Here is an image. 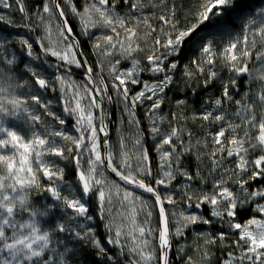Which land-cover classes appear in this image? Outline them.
Masks as SVG:
<instances>
[{"label": "snow or ice", "instance_id": "obj_1", "mask_svg": "<svg viewBox=\"0 0 264 264\" xmlns=\"http://www.w3.org/2000/svg\"><path fill=\"white\" fill-rule=\"evenodd\" d=\"M14 3L21 13V22L14 24L5 16H0V22L32 31L33 24L30 23L32 17L25 8L24 0H14ZM120 3L121 0H86L83 12H80L71 0H65L66 6L71 8L73 15L81 20L83 35L87 36L90 29L95 27L107 28L114 33V35L105 34L97 37L93 43V48L100 50L102 56H112L119 52L121 56L131 57L134 52L143 51L140 43L142 37L138 31L141 23L146 26L145 37L152 36L156 32L160 33L153 37L152 47L148 49L146 68H141L133 57L131 69L123 72L112 69L111 87L121 97L125 111L132 117L129 123L137 126L139 124V121L135 120V108L138 103L151 101L148 106L150 118L160 109L166 96L165 89L173 83L170 73L177 69L179 63L178 60L168 64L165 61L171 56H179L185 40L193 33H197V29L205 33L198 41L200 56L197 60L191 61L195 65V70L185 66V76L191 79L197 74L204 75L205 65L211 66L207 68V76L204 80L206 87L217 77V73L213 70L217 61L222 62L231 73L229 82L224 84L222 98L214 100L213 110H206L197 118L220 125L211 140L212 171L220 167L225 158L224 153L227 158L235 157L236 167L230 170L233 175L240 176L247 173L249 165L252 166L253 171L247 179L235 181L240 186L243 199L224 186L226 180L223 176L214 181L211 192L203 189L193 192L189 187L184 192L183 198L189 208L192 207L193 200L196 201V209H200L203 204L210 205L211 216L214 218L222 220L226 214L230 218L229 226L239 230L238 239L234 244L239 249L240 256L234 257L230 252L225 264H233V260H239L240 264H264V205L257 206V211L261 214L260 218L253 216L243 225L231 222L238 208L253 201L255 197L264 198V189L249 192L245 188L249 181L264 178V167H262L264 166V6L253 14L245 12L242 8L243 0H198L196 12L190 14L192 20L178 27L175 12L170 11V15L162 14L158 17L162 26L157 28L147 19L140 20L132 15H121L117 10V5ZM123 3L128 5L130 13L137 12L141 7L137 0H123ZM0 6L11 8L12 5L9 0H0ZM35 15L40 21L57 17L62 21L57 25V30L63 47L45 45L42 41H38L44 55H51L63 62L65 71H70L73 65L83 68L88 84H95L92 79V66L86 65L83 60L77 58L79 41L75 39L67 20L63 19L66 13L60 0H45L42 10ZM239 20H243L244 23L240 32L236 34L231 31V26ZM201 25L207 27L201 28ZM45 31L51 36L50 23L45 25ZM197 35L199 36V33ZM217 35L228 37L227 42L219 49L215 46L214 40ZM7 42V40L0 42V50L4 49ZM18 43L21 51H26L27 57L39 59L34 54L33 45L28 39L19 38ZM254 53L255 60L259 61V64L255 65L256 75H253V69L249 67ZM145 70L154 76L163 73V78L155 83L141 81L139 73ZM24 75H29L31 81L24 79ZM242 75L253 80L256 91L252 92L250 87L249 91L244 92L241 99L235 101L237 107L231 115H228L223 109V101H232L229 87L235 88L237 78ZM56 80L62 86L65 83L62 76H57ZM133 85L140 86V90L130 95ZM37 86L38 90L46 91L50 87L53 91L56 90L55 86L31 65L24 64V73H18L15 57L0 56V264H68L66 253L70 250L66 242L55 235L56 233H68L77 240L88 241L102 254L106 251L91 228L81 232L65 223H56L51 228H45L41 218L47 215V212H41L32 205L30 195L33 191L48 192L52 199L60 202L65 209H71L69 215L72 219L81 221L94 219L89 215V208L83 202L90 193L98 197L101 218L104 210L112 205L115 198L120 202L121 207L127 205L130 210L128 215L123 217L126 224L117 226L115 230L112 223L106 225L108 233L114 231V235L108 237V244L118 246L121 250L128 247L131 255L135 257L130 264H171L168 254L173 246L172 238L182 237L184 230L192 225L212 223L199 213L181 212L174 231L170 228V220L164 204H175V200L171 192H162L161 186L169 188L177 174L184 176L187 181L194 179L186 171L180 170V156L191 151L184 146L181 139L183 129L170 124L169 129L162 132L153 120L151 132L153 137L159 138L156 151L161 163L157 176L153 177L154 184L146 183V178L152 176L146 149L136 157L135 167L130 162L123 139L119 166L115 165L111 151H108L106 156H102L100 151V134L107 138L108 125L102 118L97 125L96 115L92 110L101 107L97 96L107 94V85L96 95H93L96 92L95 88L85 87L83 92L76 89L73 95L66 99L64 112L75 118V129L79 133L77 136H72L63 130L49 129L44 125L39 114L29 111V101H31L39 108H43L45 114L52 116L59 124H65L63 119L51 112L49 104L43 101L40 94L24 95L18 91L24 88L31 91ZM61 96L65 99L66 92L62 90ZM107 98L111 102L112 97ZM82 100L87 103L82 104ZM184 103L183 100L177 101L178 105ZM216 110L219 112L217 113ZM22 116L29 125L30 135H25L17 128L6 124V120H17ZM173 119L176 117L174 116ZM38 124L43 126V131L37 130ZM191 135L189 132L188 136ZM136 144H140L139 137ZM178 146L182 149L180 153L177 152ZM257 151L260 155L250 159V155H254ZM49 155L64 160L71 158L75 163L80 187L79 196L74 194L64 181V170L59 167L57 161L44 159ZM85 155L86 161H84ZM85 163L87 167H84ZM173 163L176 165L175 169ZM101 169L114 173L125 184L151 194L154 197V204L159 206V226L149 227L153 213L141 197L128 189L121 191L118 184L115 185L117 190L111 191ZM237 169L239 172L236 171ZM41 178L46 179L48 184H41ZM65 187L68 188L66 195L63 194ZM137 201H140L139 207ZM141 212L145 214L143 223H139L136 219ZM172 215L176 214L172 213ZM80 226L83 227L82 224ZM124 228H127V231H124ZM153 233L158 234L154 237L157 241L155 245L148 239ZM197 236L203 238L205 245H211L217 239L204 233H197ZM218 238L223 241L225 235L221 233ZM124 240L129 241L130 247L123 242ZM61 245H64L63 249ZM208 257L207 251L201 254V260H207ZM186 264H195L192 256L187 257Z\"/></svg>", "mask_w": 264, "mask_h": 264}, {"label": "rangeland", "instance_id": "obj_2", "mask_svg": "<svg viewBox=\"0 0 264 264\" xmlns=\"http://www.w3.org/2000/svg\"><path fill=\"white\" fill-rule=\"evenodd\" d=\"M60 1L67 8L68 12L70 13V16L74 19V21L77 22L81 26V20L79 19V17L73 15V13L71 12V8L66 6L65 0H60ZM176 1L178 2V5L176 4ZM192 1L194 5L198 3V0H192ZM137 2L141 5V7L135 13L129 12V8L127 4H125L123 8L118 7L117 5V10L120 12L121 15H132L135 18L140 19V20L147 19L148 22L153 27H157V28L162 26L158 19V17L162 14L170 15V11H174L175 19L178 21L177 26L181 27L187 21L192 20L193 17L190 14H194L196 12V7H193L194 8L193 10L192 9L189 10L185 8L183 12L181 9L179 10V7L177 6H180L181 0H137ZM9 3L12 5L11 8H3L2 6H0V16H5L8 19H11L13 21L14 19L13 11L17 9V5L14 3V0H9ZM71 3L77 8L76 2L74 0H71ZM83 9L80 12H83ZM19 22L20 21L14 24H18ZM49 23L51 24V33H52L51 36H48L45 31V25ZM38 24H39L38 34L41 37L40 41H42L45 45L51 44L56 47H63V45L60 43L61 38L57 30V25L60 24L58 21V18H54L52 20L46 19L44 21L38 20ZM145 30H146V26L142 23L139 24L138 31L142 37V40L140 41V43H141V47H143L144 50L143 51L138 50L134 52L131 57L121 56L119 52L114 53L112 56L105 57V56L100 55V50H96L93 48V43L95 42L97 37L103 36L105 34L114 35V33H112L107 28H102V27L91 28L89 31V34L86 36L87 40L89 41V44L91 45V51H92L93 57L96 59V62H98L99 67L102 69L101 75L105 79V85H107V94L106 95L103 94V97L105 98V108L107 105L105 96L110 95L111 97L114 98L115 104L117 106L115 113L116 111H119L115 117L116 119L113 118L114 123L113 124L111 123V125L108 124V129L111 131L110 138L112 136L114 137V140H115L113 143V148L111 145V151L114 157V162H116L117 166H119L121 163V152H122L121 140L122 139L126 145L127 154H128V157L130 158V162L133 164V167H135L137 164L136 157L140 154L141 151L145 149L147 150L148 148V142L145 139L146 136H148L147 139H149V143L151 144L153 149H155L156 151V144L159 138L153 137L152 132H151V129L153 126V120H155L156 126H158L162 132L169 129L170 124L179 129H183V132L181 133V139L184 142V146L191 149L190 152H185L183 153V155H186V153L192 154L194 158H196L201 163L200 174L198 177H196L197 180L201 176L207 175L209 173L212 174V177H215L214 178L215 181L219 180L221 176H223L227 182L236 181L237 179H242V177L237 178L236 175H233L231 173L230 170L235 169L236 167L234 163L235 157L227 158L226 153H224L225 158L222 160L220 167L217 168L215 171L211 170L212 169V159L210 158V149L213 147L211 140H212V135L218 130L220 125L215 124V123L205 122L202 119L197 118V116H199L206 110H213V108L211 107L204 106L191 114L190 112H193V111L190 105L187 104L185 100H184L185 103L183 105H178L177 102H174V101L168 102L165 97L163 103L161 104L160 109L157 110L155 115L151 118L148 114V106L151 104V101H145L144 104L138 103V107H140L142 114L144 115V117H147V123H146L147 130H148L146 131L147 134L144 132L140 123L138 124V126L129 123V120L132 119V117H130L128 113L125 111V104L123 103L121 97H119L117 93L111 87L113 83L112 69L115 68L117 71H120V72L131 69L133 57L139 62V66L141 68H146V66L148 65V61L146 59V56L148 55V49L152 47L153 37L160 35V33L156 32V33H153L152 36L145 37L144 36ZM197 33H198V29H197ZM197 33H193L192 38H195L199 41L200 37H202L203 34L202 35L199 34L198 36ZM223 36L224 35H217L214 37V39L219 40V38ZM19 38H26L29 40L30 43H32L33 52L36 56L39 57V59H35V60L31 59L27 57L26 51H23V52L21 51V47L18 43ZM4 40H7L8 42L5 44L4 49L0 50V56H6L8 58L15 57L16 64H19V61L23 57H25L27 59V64L31 65L34 69L40 72L41 75H43L46 79H48L55 86V89H56L55 91H53L52 88L50 87L49 89H51V91L50 90L43 91V90H38L37 87H34L31 91H29L27 88L19 89L18 91L24 95L40 94L43 101L49 104V108L51 112H53L57 117H60L61 119H63L65 121V124L61 125L57 122V120L55 121L50 120L45 114V110L43 108H38L32 105L31 107L29 106V111H34L36 114H39L42 117V120L44 121V125H46L49 129L63 130L72 136L79 135V133H77L75 129V124H76L75 118L73 116L66 114L64 112V107H65L66 99L70 98L76 89H80L81 92H83V89L85 87L90 86V84H88L87 82L86 77H85V81L87 82V85L84 84L83 81L80 78L76 77L75 75L73 76L67 72L62 73V71H60L58 67L54 66V64L49 63L47 61V58L44 56V53L40 47V43L38 41L35 42L36 41L35 35H33L32 31H29L28 29L24 27H22L20 30L17 31L16 28L13 30L9 24L5 25V28L0 30V42ZM13 40L17 41V44H18L17 46L8 45V43ZM198 41H197V47L200 48ZM36 44L37 46H39L40 49L36 46ZM161 51L163 50L161 49ZM199 56H200V53H199ZM77 58L79 59V57ZM117 60H119L118 63H117ZM165 63L167 62L165 61ZM88 65L92 66L93 68V65H91L90 62H88ZM185 66H187L188 69L190 70H195L194 67L193 66L191 67V65H189L188 63H184L182 67L178 65L177 69L174 72L170 73V75H172V78H173V83L171 84L172 85L171 88L176 89V90H183V88L185 89L194 88L196 82L198 84L201 83V85L203 86L204 80H205V78H203L204 75L197 74V75H194L190 79L184 74ZM208 67H211V66L205 65V69H206L205 72H207ZM215 68L216 66H214L213 70H215ZM144 73L149 74V76L150 75L154 76L152 73L146 70L141 71L139 73L140 80L143 77ZM161 74L162 73H160L157 76H160ZM57 76H62L64 78L65 83L63 86L59 82H57L56 80ZM92 76H94V69H93ZM27 80L31 81V79H27ZM95 81H96V78H95ZM155 82L156 81H152L150 83H155ZM105 85H103V88L105 87ZM139 87L140 86L138 85L132 86L133 90ZM62 90L66 92L65 99H62V96H61ZM93 95H95V93H93ZM81 103L86 104L87 101L82 100ZM107 110L108 108H106V112ZM92 111L96 115L95 123L99 125L100 124L99 108L98 109L94 108ZM225 112L227 113V111ZM232 112L233 111H230L227 114L231 115ZM113 113H114V110H113ZM174 116L176 117V119H173ZM49 117L53 118L52 116H49ZM135 120L139 121L138 117L136 116V112H135ZM107 123H108V120H107ZM6 124L8 126L17 128L19 131L23 132L25 135H30L29 125L25 123L24 116H22L20 119H17V120L8 119L6 120ZM36 128L39 131H43L42 125L38 124L36 125ZM189 132L192 134L191 137L188 136ZM138 137L140 139L139 145L136 144V140ZM197 141H199L200 143L198 144ZM100 144H101L100 151L103 156L101 134H100ZM110 144H111V140H110ZM181 151H182L181 147L178 146L177 152L180 153ZM183 155L180 156V170L186 171L189 175L192 176L193 174L188 169H186L185 166L183 165V162L185 160L183 159ZM44 159L56 160L59 167L64 170V175H65L67 164L74 163L71 160V158L64 160V159H60L57 157H52L50 155L45 156ZM86 160H87V156L85 155L84 161ZM158 160H160L159 154H158ZM84 161H82V163H84ZM84 165H86L87 167L86 163ZM148 165L149 167L151 166L150 160L148 161ZM175 167L176 165L175 163H173V168L175 169ZM159 168H160V164H159ZM249 168H252V166L249 165ZM238 170L239 169H237L236 171ZM101 171H103L104 178L107 181L108 187L111 188V191L115 192L117 190L115 187L116 184L120 185L121 191L123 189H127L123 185L118 183L112 176L111 177L108 176L105 173L106 169H101ZM197 180L195 179V182L201 181V180L199 181ZM176 181L180 182L181 184H179L173 191H164L161 189L162 192H171L173 194V199L175 200V202H177V199H181L183 202H185V199L183 198L184 192L188 190L189 187L191 188L193 192H199V190L201 189H203L206 192H211L212 186L214 183L212 182L209 188H203L204 186L201 187L199 183L198 184L195 183L194 179L191 181H187L185 180L184 176L179 175V174H177L176 178L172 180L171 185H173V183H175ZM66 182L71 187L72 192L77 195V191L73 183H71L70 181H66ZM145 182L153 184L152 178H150V176L146 178ZM224 186L227 187L226 183ZM106 191H107V188H106ZM233 193L236 194L235 192ZM63 194L65 195L68 194L67 187L64 188ZM134 194L136 196L141 197V200L146 202L149 205V208L153 213L152 217L150 218L149 227H158L159 226V222H158L159 214L157 211V206L154 204V202L149 197H146L145 195L142 196L135 192ZM257 198L259 197H255L254 200H257ZM136 204H137V207H139L140 201H137ZM195 204H196V201L193 200L191 208H189L188 205H184V204L183 205L177 204V206L168 208L170 225L173 231L175 229L176 221L179 219V214L181 212H185V213L195 212L205 217L204 212H202L204 210V207H206L205 209H207V211L209 212L212 210L211 206L208 204H203L201 205L200 209H196ZM166 206L168 207L167 203H166ZM129 210L130 209L127 205H125V207H121L120 202L114 198L112 205L108 206V208L104 210L103 217L106 220L107 225L109 223H112L113 228L115 230L117 226L127 223L123 219V217L128 215ZM172 213H175L176 215L173 216ZM89 215H92L94 219L92 221L84 220L85 228L86 229L91 228L94 230V226L97 224L98 218L94 214H92L90 210H89ZM136 219L139 223H143V220L145 219V214L141 212L140 215L136 217ZM203 227H205L204 224L192 225L184 230V235L182 237L172 238L173 246H174L173 254L175 255V257H177L178 261H181L182 264H186L187 257L192 256L195 264H217V260H216L217 254L215 251L218 246L221 248V250L220 249L218 250L219 252L224 250L222 259L225 261L229 258L228 254L230 252L233 254L234 257L240 256V251L239 249L235 247V244H234V241L238 239L239 230L233 229L231 234H224L225 239L223 241H220L218 238L219 237L218 233L213 232L210 228H207V227H205V229H202ZM123 230L127 231V228H124ZM197 233H204L205 235H208V236H215L217 238L216 242L211 245H205L203 238L198 237ZM112 235H114V231ZM156 235L158 234L153 233L152 237H148V239L152 241L153 245L157 243V241L154 239ZM226 237H227V240H226ZM218 240L220 241L219 243H218ZM123 242L125 244H128L130 247L129 241L124 240ZM123 250L127 251L132 257V259H135V257H133L131 253L129 252L128 247H125ZM204 251H207L209 253V257L207 260H201V254ZM225 261H223V264L225 263ZM233 264H240V261L233 260Z\"/></svg>", "mask_w": 264, "mask_h": 264}, {"label": "trees", "instance_id": "obj_3", "mask_svg": "<svg viewBox=\"0 0 264 264\" xmlns=\"http://www.w3.org/2000/svg\"><path fill=\"white\" fill-rule=\"evenodd\" d=\"M74 1L76 2L78 10L82 11V9L85 6L86 0H74ZM44 2L45 0H25L24 1L25 8L27 9L28 14L32 17V20L30 21V23L33 24L32 33L33 35H35V38H36L35 42L40 41L41 39L40 35L38 34L39 24H38V19L36 18L35 14L36 12L42 10V6ZM176 4L178 5L177 1H176ZM61 5L62 7H64V11L66 13L68 23H70V27L72 28L75 37L79 41L82 54L85 55L87 61L90 62L91 65H93L94 76L96 78L98 86L102 89L103 85H105V79L101 75V68L99 67L98 62H96V59L93 57V54L91 51V45L89 44V41L87 40L86 35H83L81 33V26L77 22H75L74 19L70 16V13L68 12L67 8L64 6L62 2H61ZM196 5L193 4L192 0H181L180 6H177V7H179V10L181 9L183 12L185 8L189 10L190 9L193 10L194 9L193 7H196ZM123 6H125V4L123 3V0H121V3L118 4V7L123 8ZM261 6H264V0H243V3H242V8L245 10V12H251L253 14L256 11H258ZM13 14H14L13 23H17L18 21L21 22V13L18 11V9L13 11ZM243 23H244L243 20H239L236 23L232 24L231 31L233 33L238 34L240 32V28ZM5 25L7 24L4 22H0V30L5 28ZM11 27L13 30L16 28L17 31L22 28V27H16V26H11ZM206 27H207L206 25H201V28H206ZM198 33L200 35L202 34L205 35V33L201 32L200 29H198ZM192 36L185 40L182 50L180 52V55L169 57V59L166 61L167 62L166 64L170 63L171 61L178 60L179 61L178 65L180 67H182L184 63H188L189 65H191V67L193 66L195 69V65L192 64L191 61L198 59L200 51H199V48L197 47L198 40L195 38H192ZM227 39L228 37L226 35L219 38V40L214 39L215 46L217 47V49H219L224 43H226ZM8 45L17 46L18 44L16 40H13L9 42ZM37 47L39 48V46ZM44 56L47 58V61L49 63L54 64V66L56 67H58L59 65L58 68L60 69V71H62V73L67 72L73 76L75 75L76 77L80 78L84 84L87 85V82L85 81V77H86L85 72L82 68H77L75 66H72L70 71H65L63 62L58 61L55 57L51 55H44ZM24 64H27V59L25 57H23L19 61V64H16L18 73H24ZM257 64H259V61L255 60V53H254L252 63L249 64V67L253 69V75H256L255 65ZM215 66L216 68L214 71L217 73V77L214 80H212L207 85L206 88H205V85L202 86L201 83L198 84L197 82L195 83L194 88H189V89L183 88V90L173 89L171 88L172 85H169V87L165 89L166 100L168 102H173V101L177 102L179 100H183V101L185 100L187 104L190 105L193 111V112H190L191 114L204 106L214 108V100L222 98L224 84L229 82L230 75H231L229 70L223 65L222 62L217 61L215 63ZM163 75L164 74L162 73L160 76H152V75L149 76V74L144 73L143 77L141 78V81H148V82L157 81L158 79H162ZM206 76H207V72L204 73L203 78H206ZM101 77H103V83H101ZM23 78L31 79L29 75H24ZM250 87H251L252 92L256 91L255 87L253 86V80L250 77L242 75L241 77L237 78L236 87L235 88L229 87V92L232 95L233 99L232 101L224 100L223 109L227 111V113L230 111H233L237 107L235 104V101L241 99V96L243 95V93L246 91H249ZM139 89L140 87L136 88L130 93V95H134L135 92ZM48 90L51 91V89L49 88ZM108 96L110 95L105 96L106 102H107L106 108H108L107 120H108V124L111 125V123L112 124L114 123L113 118L116 119L115 117L119 111H116L115 113V110L117 109L115 100L112 97L111 102H110L107 98ZM32 105L39 108V106L33 104L32 102H29V106L31 107ZM113 110H114V113H113ZM216 111L219 112V110H216ZM135 112H136V116L138 117L141 127L146 133V131H148L147 125H146L147 117H144V115L141 112L140 107H138V104L136 105ZM47 117L50 120L55 121V119L49 117V115H47ZM147 137L148 136H146L145 139L148 142L147 150L149 152V160L151 161L150 168L152 171V176H150V178H152V182L154 184L153 177H156L159 172L160 160H158L157 151L153 149ZM110 140H111V145L113 148V143L115 141L114 137L111 136ZM258 155H260L259 151H257L254 155H250L249 158L255 159ZM183 159H185L183 162V165L185 166L186 169H188L193 174L192 176L194 177V182H195V179L197 180L196 177H198L200 174L201 163L196 158H194L192 154H188V153H186V155H183ZM84 167H86V165H84ZM252 171H253V168H248L247 173H243L242 175L236 176V177L237 178L242 177V179H247V177L251 174ZM237 172H239V170ZM105 173L110 177L112 176L110 175V173L107 172V170L105 171ZM214 178L215 177H212V174L209 173L207 175L201 176L197 180V181L199 180L201 181L195 182V183L197 184L199 183L201 187L204 186L203 188H209L212 182L215 181ZM64 181L65 182L70 181L71 183H73L77 191V195L79 196L80 187H79L78 180H77V170H76L75 163L67 164L65 175H64ZM40 182L41 184H44V185L48 184V181L43 178H41ZM179 184L181 183L176 181L175 183H173V185H170L169 188H163L161 186V189L164 191H173ZM226 186L231 191L239 195L241 199H243V193H241L240 186L238 183H236L235 181H229V182L226 181ZM245 188L249 192L264 189V178H258L254 181H249V183L245 185ZM30 201L32 205L36 207L37 209H39L41 212H45V211L47 212V215L41 218V222L45 228H51L56 223H65L66 225L73 227L77 229L78 231L84 232L86 230L84 220L81 221V220L72 219L69 215V213H71V209H65L64 206L60 202L53 200L48 192L33 191L32 194L30 195ZM84 201L86 205L88 206L90 212L98 218V222L94 226V234H95V237L99 240L100 244L105 248L106 251L105 253L102 254L98 251L97 248H95L88 241L77 240L74 236L68 233H56L55 235L59 236L62 240H64L66 242L67 248L70 250L68 253H66V255L68 256V264H129L130 261L133 260L130 254L127 251L121 250L120 247L112 245V244H108L107 242L109 235H112V233L111 234L108 233V231L106 230L107 222L104 219V217L101 218V208H100L98 197L95 194L90 193ZM177 204L188 205L186 202H183L181 199H177V202H175V204H168V208L177 206ZM258 205H264V198L259 197L257 198V200H253L247 204L245 203L242 208H238L236 210V215L234 218H232L231 222L240 223L243 225L253 216L260 218L261 214L257 211ZM205 208L206 207H204V210L202 212H204L205 218L212 220V223L211 225H204V226L207 228H210L213 232L218 233V235H220L221 233L231 234L234 228H231L229 226L230 218H228L226 214L224 215V218L222 220L219 218H214L211 216V211L209 212ZM81 224L83 225V227L80 226ZM205 227H203L202 229H205ZM226 240H227V237H226ZM219 242L220 241L218 240V243ZM63 247L64 245H61V249H63ZM219 249L221 250V248L218 246L215 251L217 254V258H216L217 264H220V263L223 264V261H225L222 259L224 250L219 252L218 251ZM172 257L173 259L171 261V264H182L181 261L177 260V257H175L174 254L172 255Z\"/></svg>", "mask_w": 264, "mask_h": 264}, {"label": "water", "instance_id": "obj_4", "mask_svg": "<svg viewBox=\"0 0 264 264\" xmlns=\"http://www.w3.org/2000/svg\"><path fill=\"white\" fill-rule=\"evenodd\" d=\"M60 3H61V1H60ZM57 18H58V17H57ZM63 19H66V20H67V16L65 15V17H64ZM58 21H59V23L62 22L60 18H58ZM67 22H68V20H67ZM68 25L70 26V23H68ZM73 34H74V33H73ZM74 37H75V35H74ZM75 39H77V38L75 37ZM77 50H78V53H79V55H78L79 59L83 60V62H84L86 65H88V61H87L85 55L82 54L80 44H77ZM85 76H86V74H85ZM86 79H87V78H86ZM92 79L95 81L94 76H92ZM90 86L93 87V88H95V90H96V92H94L95 95H96L97 92L100 91V88L97 87L96 81H95V84H91ZM37 88H38V86H37ZM97 99H98V101H99L100 104H101V107L99 108V119L102 118V119L104 120V122L108 125V123H107V119H106L105 98H104L103 95L101 94V95H98V96H97ZM110 134H111V131H110L109 129H108V136H107V138H105V137L103 136V134H101L103 156H106L107 152H108V151H111V144H110V140H109V139H110ZM111 153H112V151H111ZM114 163H115V165H117L116 162H114ZM108 173H110V175H112L113 178H114L118 183H120L121 185H123V186H124L125 188H127L128 190H130V191H132V192H135V193H138V194H140V195H142V196L145 195L146 197H149V198L154 202V197H152L151 194L144 192L142 189L134 188L132 185L125 184V183H124L123 181H121L118 177H116L114 173H111V172H109V171H108ZM164 207H165V204H164ZM165 208H166V207H165ZM157 210H158V214H159V206H157ZM168 216H169V215H168ZM172 245H173V239H172ZM173 252H174V246H172V248H171V250L169 251V254H168V255H169V260H170V262H171L172 259H173V257H172Z\"/></svg>", "mask_w": 264, "mask_h": 264}, {"label": "bare ground", "instance_id": "obj_5", "mask_svg": "<svg viewBox=\"0 0 264 264\" xmlns=\"http://www.w3.org/2000/svg\"><path fill=\"white\" fill-rule=\"evenodd\" d=\"M97 84V83H96ZM90 88H93L91 86H89ZM98 87V86H97ZM103 95V94H102ZM98 100V99H97ZM106 119H107V112H106ZM165 207H166V210H167V214H168V207L166 206V203H165ZM170 228H171V225H170Z\"/></svg>", "mask_w": 264, "mask_h": 264}]
</instances>
